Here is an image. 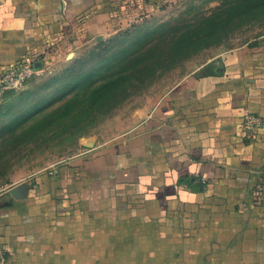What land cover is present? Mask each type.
Returning <instances> with one entry per match:
<instances>
[{
	"label": "crops",
	"instance_id": "1",
	"mask_svg": "<svg viewBox=\"0 0 264 264\" xmlns=\"http://www.w3.org/2000/svg\"><path fill=\"white\" fill-rule=\"evenodd\" d=\"M171 1L0 0V75ZM0 249L6 264H264V36L184 77L121 141L1 189Z\"/></svg>",
	"mask_w": 264,
	"mask_h": 264
},
{
	"label": "rangeland",
	"instance_id": "2",
	"mask_svg": "<svg viewBox=\"0 0 264 264\" xmlns=\"http://www.w3.org/2000/svg\"><path fill=\"white\" fill-rule=\"evenodd\" d=\"M263 36L264 0H172L106 36L65 38L0 91V190L121 141L184 77Z\"/></svg>",
	"mask_w": 264,
	"mask_h": 264
},
{
	"label": "built area",
	"instance_id": "3",
	"mask_svg": "<svg viewBox=\"0 0 264 264\" xmlns=\"http://www.w3.org/2000/svg\"><path fill=\"white\" fill-rule=\"evenodd\" d=\"M35 74L34 65L22 68H9L0 75V91L5 89H16L22 86L28 79ZM263 126L261 117L244 111L242 115V127L251 137H255ZM206 184L205 180H201ZM0 264H6L5 253L0 249Z\"/></svg>",
	"mask_w": 264,
	"mask_h": 264
},
{
	"label": "water",
	"instance_id": "4",
	"mask_svg": "<svg viewBox=\"0 0 264 264\" xmlns=\"http://www.w3.org/2000/svg\"><path fill=\"white\" fill-rule=\"evenodd\" d=\"M41 64H35L34 68L40 67Z\"/></svg>",
	"mask_w": 264,
	"mask_h": 264
},
{
	"label": "trees",
	"instance_id": "5",
	"mask_svg": "<svg viewBox=\"0 0 264 264\" xmlns=\"http://www.w3.org/2000/svg\"><path fill=\"white\" fill-rule=\"evenodd\" d=\"M29 65H31V64H29Z\"/></svg>",
	"mask_w": 264,
	"mask_h": 264
}]
</instances>
